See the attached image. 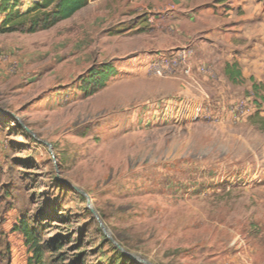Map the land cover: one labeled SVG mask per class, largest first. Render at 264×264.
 Here are the masks:
<instances>
[{"label": "rangeland", "instance_id": "obj_1", "mask_svg": "<svg viewBox=\"0 0 264 264\" xmlns=\"http://www.w3.org/2000/svg\"><path fill=\"white\" fill-rule=\"evenodd\" d=\"M162 2L97 0L50 30L0 35V110L14 115L0 114V264L29 263L24 220L44 239L69 238L63 263L48 254L54 264L81 251L87 264H114L117 247L73 188L140 261L264 264V88L194 65L204 107L166 95L174 79L143 63L168 41L153 18L167 15ZM104 63L117 73L86 97L89 70Z\"/></svg>", "mask_w": 264, "mask_h": 264}, {"label": "crops", "instance_id": "obj_2", "mask_svg": "<svg viewBox=\"0 0 264 264\" xmlns=\"http://www.w3.org/2000/svg\"><path fill=\"white\" fill-rule=\"evenodd\" d=\"M162 3L167 15L153 18L156 23L166 21L168 41L154 44L157 51L148 54L143 62L145 69L156 53L164 51L161 47L189 46L194 50L196 67L208 66L233 84H241L249 76L252 86L258 84L264 88V0H163ZM228 64L237 66L242 74L241 82L235 83L226 76ZM178 81L167 79L162 82L163 88L167 89L166 95L177 94L175 99H182L177 101L179 104L199 103L203 108L207 95ZM166 100L165 104L172 110V102ZM9 264L29 263L12 258Z\"/></svg>", "mask_w": 264, "mask_h": 264}, {"label": "trees", "instance_id": "obj_3", "mask_svg": "<svg viewBox=\"0 0 264 264\" xmlns=\"http://www.w3.org/2000/svg\"><path fill=\"white\" fill-rule=\"evenodd\" d=\"M22 0H3L0 4V14L3 19L0 22V35L11 33L35 34L47 31L59 23L75 17L80 11L87 8L91 2L96 0H39L26 10H18L23 7ZM117 73L116 67L112 63H104L98 68H91L88 77L84 80V92L86 97H90L103 89L111 77ZM226 76L235 83L243 80L242 74L234 64L226 67ZM253 89L259 95L260 87L254 84ZM264 103V95H260ZM258 116L255 122H258ZM264 126V119L260 120ZM264 129V128H263ZM65 159V158H64ZM30 224L28 221H21L19 230L25 238V243L31 253L29 264H54V258H48V254L59 253L56 257L58 263L65 261L62 250L67 247V237L55 235L52 238L44 239L41 236L42 225L38 221ZM103 241L109 240L102 233ZM80 247V246H79ZM204 249H208L204 247ZM204 250V253L206 252ZM116 257L114 264H137V262L127 257L118 248H114ZM87 251H81L70 260L69 264H87ZM47 261H49L47 263ZM10 260L7 261L9 264ZM141 264V263H139Z\"/></svg>", "mask_w": 264, "mask_h": 264}, {"label": "built area", "instance_id": "obj_4", "mask_svg": "<svg viewBox=\"0 0 264 264\" xmlns=\"http://www.w3.org/2000/svg\"><path fill=\"white\" fill-rule=\"evenodd\" d=\"M193 50L189 47H182L174 50L170 55L160 54L147 65V73L153 77L177 79L188 88L203 92L200 76H197L193 64ZM203 76L208 74L205 66H199L197 69ZM208 99V96H207ZM245 105L239 102L232 107L233 113L238 117L245 113Z\"/></svg>", "mask_w": 264, "mask_h": 264}, {"label": "water", "instance_id": "obj_5", "mask_svg": "<svg viewBox=\"0 0 264 264\" xmlns=\"http://www.w3.org/2000/svg\"><path fill=\"white\" fill-rule=\"evenodd\" d=\"M0 114H7V115H12L10 112L8 111H3V110H0ZM14 116V115H12ZM16 118V117H14ZM17 119V118H16ZM23 128L29 132L30 134H32L26 127L23 126ZM49 148H51V145H48ZM76 192H79L81 195H83L84 197L87 198L88 202H87V206H88V209L90 210V212L93 214V216L97 219V221L99 222V225L103 231V233L105 234V236L120 250L122 251L127 257L139 262V263H142V264H151L147 261H140V259H138L137 257H135L134 255H131V254H128L127 252L124 251V249L118 244L115 242L114 238L111 236V234L109 233V231L105 228V226L103 225L102 221L100 220L97 212L92 208V205H91V202H90V199L88 197V195L83 192L82 190L78 189V188H73Z\"/></svg>", "mask_w": 264, "mask_h": 264}]
</instances>
